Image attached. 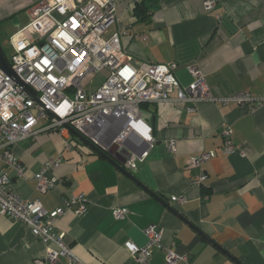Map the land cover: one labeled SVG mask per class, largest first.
Here are the masks:
<instances>
[{
	"label": "crops",
	"instance_id": "crops-1",
	"mask_svg": "<svg viewBox=\"0 0 264 264\" xmlns=\"http://www.w3.org/2000/svg\"><path fill=\"white\" fill-rule=\"evenodd\" d=\"M115 1L129 32L122 47L135 68L175 63L176 78L188 87V68L197 65L216 101L241 93L264 96V0H219L211 12L204 9L205 0ZM37 2L0 0V37L7 28L10 38L27 25ZM139 4L145 7L142 18L135 15ZM117 28L113 25L105 37ZM216 101L198 103L194 113L187 104H144L143 118L155 140L148 159L131 172L126 153L115 148L107 153L131 176L73 133L40 131L41 123L34 139L13 147L25 173L19 178L11 172V186L49 212L64 197L87 198L85 215L67 211L55 223L80 264H136L124 245L145 246L150 226L162 231V249L148 264H166L164 250L187 257L178 264H264V104L250 112ZM225 126L231 127L237 147L230 155L224 152ZM171 142L176 153L169 149ZM210 152L215 157L203 165L207 181L193 185L190 178L199 170L189 169L187 162ZM59 154L64 161L48 176L64 182L43 193L35 176ZM115 208L127 209L128 217L115 219ZM46 247L25 225L0 213V264H35ZM61 264L74 263L63 259Z\"/></svg>",
	"mask_w": 264,
	"mask_h": 264
},
{
	"label": "built area",
	"instance_id": "built-area-1",
	"mask_svg": "<svg viewBox=\"0 0 264 264\" xmlns=\"http://www.w3.org/2000/svg\"><path fill=\"white\" fill-rule=\"evenodd\" d=\"M219 0H205L204 9L211 12ZM117 30L109 37V29ZM129 32L119 20L115 0H38L30 21L9 38L12 57L7 59L14 76L35 94L38 102L10 76L0 70V213L30 229L35 238L47 245L44 257L35 264H61L67 259L80 261L66 242V234L57 233L56 221L67 211L82 217L89 209L84 195L64 197L62 205L47 211L40 201L23 199L11 186L12 175L24 178L25 169L13 147L34 139L36 129L61 135L74 129L102 151L112 148L126 153V168L136 172L155 147L152 127L142 113L144 104L179 103L189 105L194 113L197 104L216 101L211 98L204 75L197 65L188 68L192 83L183 87L176 78L177 64L149 63L141 68L131 64L123 50L122 39ZM105 72L96 90H87V76ZM173 95L175 97H173ZM221 105L235 104L250 112L261 108L263 97L247 93L220 99ZM231 127L222 132L224 152L233 154L237 147ZM176 153L175 142L169 144ZM215 157L214 152L189 159L188 168L199 170L191 183L202 186L208 178L203 165ZM64 161L62 154L50 158L35 176L39 191L46 193L64 181L48 173ZM183 203L184 198H173ZM127 209H113L117 220L128 217ZM147 244L138 246L128 241L125 248L136 264H148L155 250L162 249V231L156 226L145 230ZM166 264L187 261L171 250H164Z\"/></svg>",
	"mask_w": 264,
	"mask_h": 264
},
{
	"label": "water",
	"instance_id": "water-1",
	"mask_svg": "<svg viewBox=\"0 0 264 264\" xmlns=\"http://www.w3.org/2000/svg\"><path fill=\"white\" fill-rule=\"evenodd\" d=\"M0 70L3 71L5 74L10 76L19 86H21L29 95L31 98H33L36 102L39 103L37 97L31 90H29L25 85H23L13 74L8 61L6 59V56L1 48L0 45ZM71 133H73L81 142H83L86 146H88L90 149H92L95 153L99 154L100 156L104 157L105 159L109 160L111 163H113L115 166H117L121 171H123L128 176H131L128 172L123 169L120 165H116V163L113 161L112 157L107 154L106 152L102 151L100 148H98L96 145L91 143L89 140H87L83 135H81L79 132H77L74 129H69Z\"/></svg>",
	"mask_w": 264,
	"mask_h": 264
},
{
	"label": "rangeland",
	"instance_id": "rangeland-1",
	"mask_svg": "<svg viewBox=\"0 0 264 264\" xmlns=\"http://www.w3.org/2000/svg\"><path fill=\"white\" fill-rule=\"evenodd\" d=\"M10 34H11V30L9 28H7L6 29V36L0 37L1 48L4 52V54L6 55V58L9 60L13 54L12 49L9 45ZM105 76H106L105 72L93 73V74L87 76L84 80L85 89L96 90L103 83ZM42 123L45 124L44 121Z\"/></svg>",
	"mask_w": 264,
	"mask_h": 264
},
{
	"label": "trees",
	"instance_id": "trees-1",
	"mask_svg": "<svg viewBox=\"0 0 264 264\" xmlns=\"http://www.w3.org/2000/svg\"><path fill=\"white\" fill-rule=\"evenodd\" d=\"M135 15L139 18H142L145 15V7L144 4H139L135 8Z\"/></svg>",
	"mask_w": 264,
	"mask_h": 264
}]
</instances>
